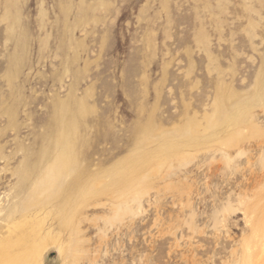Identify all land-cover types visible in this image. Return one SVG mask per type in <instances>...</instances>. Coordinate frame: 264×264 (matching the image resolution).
I'll return each mask as SVG.
<instances>
[{
	"label": "rangeland",
	"instance_id": "1",
	"mask_svg": "<svg viewBox=\"0 0 264 264\" xmlns=\"http://www.w3.org/2000/svg\"><path fill=\"white\" fill-rule=\"evenodd\" d=\"M38 263L264 264V0H0V264Z\"/></svg>",
	"mask_w": 264,
	"mask_h": 264
},
{
	"label": "bare ground",
	"instance_id": "2",
	"mask_svg": "<svg viewBox=\"0 0 264 264\" xmlns=\"http://www.w3.org/2000/svg\"><path fill=\"white\" fill-rule=\"evenodd\" d=\"M59 121V120H58ZM61 122V124L63 125V129L65 130V131H69V128H70V124L68 123L69 121L68 120H60ZM56 144L58 145H60L61 146V148H60V150H59V155H58V157H57V159L55 160V163L53 164V166L52 167H50V168H52V171H49L50 172V175L48 176L46 173H45V175H47L42 181H41V187H44V188H46V187H49V186H53L54 185V187H55V183L57 182V183H60V182H62L63 180V178H65V176H68V173H70L71 174V172L74 170L75 171V169H74V167H73V165L74 164H72V162L74 161V163L76 162V157H77V154H76V152H75V149H73L74 148V146H71V143H70V141L68 140V137L67 136H63V138H62V140H61V137L60 138H58L57 140H56ZM74 145V144H73ZM59 149V148H58ZM77 167V166H76ZM75 167V168H76ZM77 170V169H76ZM23 172H24V170H22ZM47 171V172H48ZM27 172V171H26ZM25 172V173H26ZM52 172V173H51ZM22 173V172H21ZM25 173H24V175H25ZM23 174V173H22ZM28 175V174H27ZM26 175V176H27ZM42 176H44V175H42ZM20 177V180L22 179L21 178V175L19 176ZM23 177V176H22ZM25 177V176H24ZM27 178V177H26ZM22 181H24L23 179H22ZM64 184V183H63ZM20 185H22V184H20ZM39 185V184H38ZM69 185V184H68ZM78 185H79V180H78V177H76V179L74 180V182H73V188H77L78 187ZM39 187V186H38ZM69 187V186H68ZM24 188V187H23ZM39 189H41V188H39ZM43 189V188H42ZM52 189V188H51ZM55 190V189H54ZM57 190V189H56ZM36 191H39L38 189H36ZM41 191V190H40ZM51 191V190H50ZM59 191V190H58ZM57 191V192H58ZM62 192V191H61ZM56 193V192H55ZM34 194V193H33ZM52 194V193H51ZM57 194V193H56ZM59 194V193H58ZM62 194H65V192H63ZM61 193H60V195H62ZM49 195V194H48ZM53 196V195H52ZM54 196H56L55 194H54ZM64 196V195H63ZM49 198H50V196H48ZM60 197V196H59ZM48 198V199H49ZM30 201V200H29ZM10 209H11V207H10ZM65 209V208H64ZM9 210V209H8ZM18 210V209H17ZM1 211H2V208H1ZM13 211V210H12ZM65 211H66V209H65ZM3 212V211H2ZM16 212V211H15ZM18 213V212H17ZM63 214V213H62ZM65 214V213H64ZM65 215H67V214H65ZM61 218H63V217H61ZM69 218V217H68ZM68 218H67V220H68ZM39 264V263H38Z\"/></svg>",
	"mask_w": 264,
	"mask_h": 264
}]
</instances>
